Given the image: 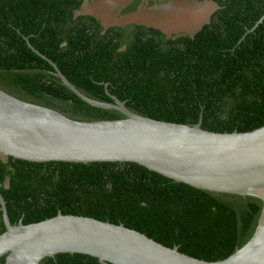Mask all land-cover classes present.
I'll list each match as a JSON object with an SVG mask.
<instances>
[{"label":"trees","instance_id":"obj_1","mask_svg":"<svg viewBox=\"0 0 264 264\" xmlns=\"http://www.w3.org/2000/svg\"><path fill=\"white\" fill-rule=\"evenodd\" d=\"M197 1L217 4L209 21L194 34L170 35L153 25H105L84 11L87 0H0V88L74 120L125 117L83 100L50 59L85 95L109 103L116 96L143 116L182 124L202 116V127L215 132L264 126V20L249 32L264 15V0ZM139 6L135 0L123 13ZM0 193L12 224L59 212L89 216L207 261L245 245L263 209L258 197L196 188L133 162L0 157ZM41 264L102 263L60 253Z\"/></svg>","mask_w":264,"mask_h":264},{"label":"water","instance_id":"obj_2","mask_svg":"<svg viewBox=\"0 0 264 264\" xmlns=\"http://www.w3.org/2000/svg\"><path fill=\"white\" fill-rule=\"evenodd\" d=\"M263 20L264 15L249 32ZM48 60L64 84L83 100L116 109L125 117L74 120L0 88L1 158L133 162L196 188L258 197L263 209L257 228L245 245L225 259L207 261L124 224L89 216L59 212L39 222L24 224L21 220L12 224L0 193L6 227L4 232L0 229V257L6 256L4 264H41L45 258L60 253L94 256L102 264H264V126L245 132H215L202 127V116L196 124L143 116L116 96H112L115 102L109 103L85 95L56 63Z\"/></svg>","mask_w":264,"mask_h":264},{"label":"rangeland","instance_id":"obj_3","mask_svg":"<svg viewBox=\"0 0 264 264\" xmlns=\"http://www.w3.org/2000/svg\"><path fill=\"white\" fill-rule=\"evenodd\" d=\"M133 1L135 0H87L84 11L101 17L105 25H153L171 35L194 34L209 21L217 8L213 1L139 0L137 11L124 14L123 9Z\"/></svg>","mask_w":264,"mask_h":264}]
</instances>
